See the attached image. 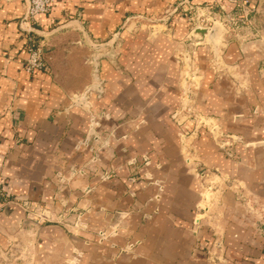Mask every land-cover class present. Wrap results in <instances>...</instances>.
I'll list each match as a JSON object with an SVG mask.
<instances>
[{
	"label": "crops",
	"instance_id": "obj_1",
	"mask_svg": "<svg viewBox=\"0 0 264 264\" xmlns=\"http://www.w3.org/2000/svg\"><path fill=\"white\" fill-rule=\"evenodd\" d=\"M259 1L246 0L234 25L231 8L214 0H52L34 19H23L28 0H0V264H66L73 248L83 251L79 264H264ZM203 7L224 26L215 63L206 39L182 45ZM116 32L114 57L94 75L89 43ZM36 47L48 69L28 73ZM185 49L197 75L190 107L205 120L197 128L176 113ZM92 84L89 108L72 105ZM100 111L109 115L98 132L107 145L90 164L75 147ZM141 154L161 192L130 180L128 160ZM73 166L85 173L61 182L57 173ZM105 170L113 173L101 181ZM24 202L54 222L26 216ZM128 243L133 250L120 252Z\"/></svg>",
	"mask_w": 264,
	"mask_h": 264
},
{
	"label": "built area",
	"instance_id": "obj_2",
	"mask_svg": "<svg viewBox=\"0 0 264 264\" xmlns=\"http://www.w3.org/2000/svg\"><path fill=\"white\" fill-rule=\"evenodd\" d=\"M214 1L216 2L221 1L222 4L227 5L231 8L227 16V19H228L227 21L229 23L235 25L236 21L240 20L237 14L244 8L246 4V0H214ZM51 6H52V0H29L28 15L26 19H34L37 16L49 14ZM202 11L203 13H201ZM197 13L199 14L195 18V21H194L196 27L208 26L212 22L211 20L212 11L210 7H203L201 8L200 11L198 10ZM244 21H245V18H243L241 23H245ZM90 63L93 67L91 58H90ZM97 67H98V63H97ZM47 69H48V66L43 59L42 50L39 47L30 48L28 50V56L25 61V70L28 73H33L36 71H47ZM96 72L97 70L95 71L93 67L94 75L96 74ZM92 85H96L97 89H99L98 84H92ZM97 89L95 90L90 89L89 91H97ZM88 92L85 93V98L87 97ZM83 94H79V95L83 96ZM108 118H109L108 113L103 112V111L91 114V117L89 119V130H88L87 136L79 140L76 144V147H75L76 149L83 148L89 152L90 158L88 160V163L90 164L96 163L99 160V157H98L99 151L107 145V142L105 140H100L98 132H99V129L101 128V121L107 120ZM128 164L131 165L132 167H135V170L132 172L133 175L130 177L131 181H134L136 177H140L146 180L147 182H149L150 184H155L159 192L162 191V185L160 181L153 178L152 173L149 170L151 161L147 154H141L137 157L129 158ZM67 173H68L67 177H64L62 173L58 172L57 173L58 179L61 182H64L66 179L68 180L75 176L83 175L85 173V170L81 167L73 166L72 168H70V170ZM112 173H113L112 170H105L99 176V178L101 181L108 180L111 177ZM88 191H89V188H86L85 192H88ZM131 194H134V193H131ZM158 198H159V194H156L153 197V199L155 200H157ZM22 207L26 211L27 216L29 215L28 213L32 212L31 205H29L28 203L24 202ZM46 218L47 216L43 212H40L39 214H37V219L35 220L44 221ZM199 219H200L199 216L196 215L195 220H194L195 224L198 223ZM97 235L100 241L108 237L104 231H98ZM134 246H135V243H128L127 245H125L123 248L120 249V252L127 253L129 251H132ZM82 257H83V251L80 248H73L69 257L66 259L65 263L66 264H79L82 260ZM113 264H116V263H113Z\"/></svg>",
	"mask_w": 264,
	"mask_h": 264
},
{
	"label": "rangeland",
	"instance_id": "obj_3",
	"mask_svg": "<svg viewBox=\"0 0 264 264\" xmlns=\"http://www.w3.org/2000/svg\"><path fill=\"white\" fill-rule=\"evenodd\" d=\"M211 11L213 12L214 10L212 9ZM255 14L257 16H260L261 17V20L263 19L261 21V27L264 28V0H260L259 1L258 7L255 10ZM223 28H224V26H223ZM223 32H224V30H223ZM223 32H222V34H223ZM117 39H118V36H117L115 42L113 43L112 49H110V47H108V46H104L105 48H107L106 51H100V49H97L96 51H94V50L92 51V53L93 52H97L99 54V57L97 59V63L102 58H106V57L113 58L114 57V55H115L114 47H115V44L117 42ZM187 39H188V37H187ZM182 45L185 48H189V46H199V45H202V44L201 43L200 44H191V43L187 42V40H185ZM206 45L209 47V49L211 51L212 63H215L217 57H219L218 51H217V57L215 58V56L213 55L212 47H211V45L207 41H206ZM110 50H111L110 54H107ZM92 53H91V55H92ZM180 58H181V66H182V70H181V80H180L181 81V91L180 92H181V98L182 99L180 100L179 109L177 110L176 113L177 114L179 113V114L183 115L186 118V120L187 119L189 120V122L192 120L193 123H194V127L197 128V126L199 124H203L204 121H205L198 114H196L191 109V107H190V99L193 96V93H192V89L190 87V84H193V83H195L197 81V75L192 72V69H191V61H192V58H191V54L188 51V49H185L183 51V53L181 54ZM177 124H178V126L180 128L181 127H184V137H187L188 136L187 133H188V130H189L188 129V126L186 127L183 124V122H180V121L177 122ZM214 127L215 126H212V128L210 130V133H211L212 136H216V134L214 135L212 133ZM22 205L23 204H21V209L23 210V212H25V214L27 216V213L22 208ZM31 209H32V207H31ZM36 211L37 210H33L32 209V212H36ZM36 213H40V212L37 211ZM34 216H35L34 220L37 219V214H35ZM46 216H47V218L44 221H42V222H54L55 219L52 216H48V215H46Z\"/></svg>",
	"mask_w": 264,
	"mask_h": 264
},
{
	"label": "water",
	"instance_id": "obj_4",
	"mask_svg": "<svg viewBox=\"0 0 264 264\" xmlns=\"http://www.w3.org/2000/svg\"><path fill=\"white\" fill-rule=\"evenodd\" d=\"M28 8H29V0H28V4H27V10L25 12L23 19L27 18ZM223 30H224L223 26L217 21H214L210 27H194L188 34L187 42H189L191 44H200L203 42L204 39H206V41L211 45L213 55L216 58L217 57V48H218V45L220 42L219 40H220V37L222 35ZM117 36H118V33L116 32L104 44L98 45V44L89 43V46H90L92 51L93 50L96 51L97 49L104 47V46H108V47H110V49H112L113 43L115 42ZM110 52H111V50L107 54H110ZM98 57H99V54L97 52H93L91 57H90L95 71L97 70V59H98ZM90 89L95 90V89H97V86L96 85L90 86V88H87L86 92H88ZM85 93L83 94V96H80L79 93H75L72 96V98H73L72 105H76V106H80V107H84V108H89V106L86 103ZM216 132H217V128L214 127L212 133L215 135Z\"/></svg>",
	"mask_w": 264,
	"mask_h": 264
}]
</instances>
